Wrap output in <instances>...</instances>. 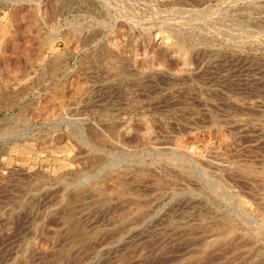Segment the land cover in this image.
<instances>
[{"label": "rangeland", "instance_id": "374dc122", "mask_svg": "<svg viewBox=\"0 0 264 264\" xmlns=\"http://www.w3.org/2000/svg\"><path fill=\"white\" fill-rule=\"evenodd\" d=\"M17 6H21L22 8L16 12L15 16L14 12ZM237 22L240 23L241 29L238 25H235V23L238 24ZM263 22L264 0H134V2L133 0H0V30L3 23L6 29L16 31L13 44L16 42L15 45L19 46L16 53L7 52L9 54L8 62L10 63H8V67L0 61V211L8 209L17 201L11 197V194L15 193L13 186L16 183L15 179L18 178L4 174V170L1 168L4 169L5 167L1 164V160L6 161L8 158L13 159L15 157L10 148L14 144L23 142L21 137L23 138V136L28 135L29 138H27L33 142V149L38 150L31 153L32 157L35 154L37 155L36 157H43L41 158L42 164H45V166L49 165V168H54V165L56 167L61 162L62 156L71 150L69 146H72L74 148L72 150L76 152L78 148L73 140L65 137H57L58 139H55L65 128L64 126H66V124H63L65 123L63 122L64 119H69V121L75 120L74 122L77 121L78 123L76 122L74 125L91 126V128L96 130L95 134L97 138L96 135H93V142L102 146L101 150H98L99 154L97 153L96 156H99L98 158L101 162L118 156L119 158H116L123 164L126 165L127 163L129 165L130 163V165H135L139 157L140 159L148 160L153 151L150 148H143L141 142L138 140L132 138L125 140L126 138L118 139L116 137L115 134L120 129V122L123 119L125 121L132 119L133 121L145 118L144 120L148 122L151 133L155 136L154 145L159 148L167 147L174 142V144L183 147L185 152L192 153V151L196 150L194 147L200 149L202 145L215 141L210 131L211 124L207 118L209 112H213L212 116L217 120V124H220L219 127H222L221 131L224 127L226 131L223 130V133L226 132L225 135L233 140V144L227 147L226 153L224 152L229 162L226 158V160L222 158L223 164L233 163V165H241L242 163L247 167L248 165L249 167L252 166L251 169L253 170L264 172V47H260L259 50V46L264 45ZM230 23H233L237 27V30H241L242 34H244L243 29L246 28L245 34L241 35L244 39L250 41H248L249 43L246 41L248 44L242 43V45L237 43L239 40L237 34L241 31H237L238 33H236L234 31L235 27ZM242 23L246 26H241ZM17 29H20L19 32ZM221 30H225L224 34L223 32L222 34L218 33ZM216 33H218L219 37ZM225 33L226 35L228 33L230 35L226 36ZM234 33L236 36H233ZM156 34L159 37H163L162 39L164 40L172 39L171 41H174L176 38L179 39L178 44L180 45L176 47V50L188 53L187 59L189 65H187L193 68L192 73L195 72L191 74V78L188 79V77L183 76L184 74L181 78L171 76L169 73H176L181 64L168 57H156V61L152 65L156 69V75L152 77L151 75L140 77L138 76L139 74L129 78L121 77L122 71L119 68L117 69L115 58L120 61L127 59L128 56L129 58L135 56L139 58L145 57L143 53L146 50L143 52L144 49L142 47L138 46L136 48L134 45L143 41V39L154 40ZM250 34H254V36ZM189 35L193 36L192 41L185 40ZM232 36L234 42L232 41ZM229 37L232 39L230 40ZM236 37L237 41L235 40ZM251 37L253 38L250 40ZM84 38H86V42L83 41ZM201 39L206 43H202ZM258 39L260 43H258ZM111 41H117L123 45L126 44L124 50L126 49L125 52L127 54L124 53L125 56H120L122 59H118L119 56L111 54L106 50V45ZM19 43H22L24 46L22 44L20 46ZM234 45H239V47ZM99 48L103 51H100ZM128 50L131 54L128 53ZM149 51L152 52L154 49L152 51L150 49ZM37 55L41 56L38 57ZM41 59H44L45 65L40 64L39 61ZM14 66L15 68H13ZM22 74H25L23 78H19L18 80L12 78L13 75L22 77ZM166 74L169 76H165ZM170 76L171 78L169 79ZM22 80L24 81L23 83L21 82ZM79 88L86 89L83 91L84 93H81ZM53 103L54 105L58 104L62 106V113L60 114V118H62L59 122L52 123V117L44 120L42 119V115L45 113V110H51ZM48 106H50L49 109ZM241 106L243 109H241ZM229 109L233 111L231 112ZM33 111L36 116L28 117L27 114L33 115ZM221 113L223 114L221 115ZM17 114H20V121ZM24 115L29 120H21V116L24 117ZM229 117H235L236 119L239 117L240 123L235 126L229 125L226 121ZM219 118L222 120L220 121ZM136 121L139 122V120ZM96 126H100L101 130L97 129ZM109 126L110 128L112 126V129L108 128ZM8 129L14 131V134H11V138H7L10 135L7 136L4 132ZM137 129L139 128L137 127ZM104 132H106V137L104 136ZM98 136L101 138H98ZM104 137L106 140H104ZM175 140H179L178 143ZM201 143L204 144L201 145ZM39 144H42V146L38 149ZM64 146H66L65 149L63 148ZM52 150L54 151L51 152ZM135 151H137L136 154L131 155ZM207 172H209L207 173L208 178H206L208 180L205 179V183L214 185L216 187L214 188L217 189L215 190L216 193L218 192L217 195L221 196L224 201L226 200V206L231 210L234 209L239 212L242 220L247 219V223L237 227L235 236L243 234L249 239L242 238L231 242L223 241L221 253L214 252L210 254L208 256L210 260L207 259L206 263L210 261L207 264H264V218L255 211V214L250 213L248 208H238L240 199H245L246 205L250 204V202L259 204L260 195L264 192V186L257 187L258 191L255 189L254 192H251L247 186L241 182H237L235 178L224 176L222 179H217L218 177H214L211 170ZM174 173V171L169 169H165L163 173H160L161 180L156 185L161 186L160 188L163 189L161 190L158 187L156 190V208L150 205L144 214V216L148 215L147 218L143 216L139 224H134L133 228L139 230L138 228L146 229L148 226L154 225L156 232H161V235L166 233L169 234L168 237H172L177 234L178 230L189 229L190 233L192 230V232H195L194 230H198L199 228L200 231L205 230L207 222H212L211 213L208 212V218L206 217L205 219L202 217V209H190L182 204H180L181 207L178 205L179 201L182 202V200L187 198L185 196H188V189L186 188L187 182L178 179L176 173ZM6 177L10 178V180ZM20 178L18 180L21 182L16 189L24 186L22 187L23 192L21 191L22 194H20L19 199L26 200V198L31 197V194L27 191V186H29L28 180ZM5 183L8 185L6 184L7 186H5ZM49 183V189L55 190L58 188V186H54L53 181ZM224 183L225 186L220 185H224ZM106 184L109 187L113 183L110 184L108 182ZM135 188H138L137 199L140 202L148 200L152 204L153 197L150 186L147 188L139 184ZM159 192L162 193H160L161 195L159 194L160 196L157 195ZM170 196L174 198L172 199ZM165 199L169 200L165 201ZM173 200L174 202L171 203ZM167 201L168 203H166ZM134 203L133 201H126L124 208H128L129 206V208H132ZM174 206H177L176 209ZM215 208H218V205H215ZM166 212L170 214L169 216L173 214L172 216L174 217L171 216L170 218L165 215ZM181 212H183L182 216L180 215ZM189 213L191 215H188ZM198 214L200 217H198ZM195 215L197 219H195ZM180 217H183V220H177ZM175 219L179 222L172 221ZM190 219L191 221H188ZM25 223L20 218L13 223L0 224V264H10L12 261L18 262L21 258L19 255L21 248L25 245L28 246L33 241L37 244L39 243L42 247H48L53 244L54 233L57 230V225L54 221L43 217H36L32 223V227L27 226ZM102 223L103 225L106 224V218L99 220L96 224L102 225ZM214 230H216L217 234L221 235L223 233L222 226H215L211 233H214ZM200 231H196L195 233H200ZM203 233L208 234L209 232L205 231ZM161 235L156 234L157 237ZM168 237L162 242L156 239V257L152 258V261H145L142 264H151L153 262H156V264L193 263L192 257L194 256L191 255H194V253L191 252L192 247L189 245L190 242L188 240H181L182 242H179L177 239H169ZM198 237L202 238L201 235ZM244 240L247 241V247H244L246 245ZM250 243L252 245H249ZM142 245L144 247L142 248L141 255H144L146 259L152 257V254H154L152 250L153 246L150 244ZM252 249L253 251H251ZM111 251L108 249L99 250L95 251L92 255L91 253H83L81 259L84 257V262H82L83 259H80L81 264H86L88 260L87 264H132L135 259L134 257L137 256L135 255L137 253L132 255L131 253H127L128 251L113 255ZM100 252L102 253L99 254ZM244 253H246V257ZM127 257L129 258L127 259ZM71 261L75 260H70L68 263L74 264ZM39 262L34 260L36 264H46Z\"/></svg>", "mask_w": 264, "mask_h": 264}, {"label": "bare ground", "instance_id": "6f19581e", "mask_svg": "<svg viewBox=\"0 0 264 264\" xmlns=\"http://www.w3.org/2000/svg\"><path fill=\"white\" fill-rule=\"evenodd\" d=\"M133 2H134V0H133ZM251 6H253V5H251ZM21 8H22L21 6H17V8L15 9V12H14L15 16L17 14L16 12L21 10ZM251 11H253V10H251ZM15 22H16V20H15ZM230 24L233 25V23H230ZM243 24L244 23H242L241 26ZM235 25H238V27L241 29V27L239 26L240 23H238V24L235 23ZM230 27H229V30L231 29ZM233 27H235V26L233 25ZM249 27H250V25H249ZM235 28H236V30H235ZM235 28H234V31L236 33L241 31V30H237V27H235ZM11 30H13V29H11ZM11 30H9L8 28L6 29V26H4L2 23V28L0 30V61L3 62V64H5V66H7V67H8V63H9L8 62V60H9L8 55L9 54H7V52L8 53H11V52L16 53L18 51V48H19V46L15 45L16 42H14V44H13V41L15 40V37H16V31H11ZM19 30H18V32H19ZM226 30L229 31L228 29H226ZM243 30H244L243 33L245 34L246 28ZM247 30H248V28H247ZM224 31L221 30V32H218V33L222 34V32H223V34H224ZM234 31H232V32H234ZM218 33H216V34L218 35ZM248 33L246 34L247 37H248ZM28 34H30V33H28ZM241 34H242V31L239 32V34H237V37L239 40L237 41V37L235 38V40L239 44H242V43L245 44L246 41L248 42L249 40L244 39L242 36L244 34H242V35ZM20 35H22V34H20ZM156 35H155L154 40L143 39V41H141V42L137 41L138 43L133 42V43H135L134 46H136V48L138 46H140L144 49L143 52L146 50L143 53L145 55V57L141 56L142 58H139V57L135 56V57L139 58V59H137L135 57L129 58V56H128L127 59H123L120 61L116 60V58H115V61L117 62L116 63L117 69L119 68L122 71V74H120V75H122L121 77L129 78L131 76H137L138 74H139L138 76H140V77H144V76H148V75H151V77H152V76L156 75V69L154 67H152V65L156 61V57L157 58L168 57L174 61H178L181 64L180 66L178 65L179 67L176 70V73H174V72L169 73V74H171V76H174L175 78H179V77L181 78L182 75L184 74L183 76L188 77V79L191 78L190 77V76H192L191 74H194L195 72L192 73L193 68L188 66L189 65L188 59H187L188 53L187 52L186 53L180 52L178 49L176 50V47L178 45H180V44H178L179 39L176 38L175 40L173 39L174 41H171L172 39L168 40L165 38L166 40H164V39H162L163 37H159L158 35L156 37ZM225 35H226V33H225ZM250 35L254 36V34H250ZM250 35H249V37H250ZM85 36H86V34H85ZM233 36H236V34L234 33ZM233 36H232V38H233ZM181 37H183V36H181ZM218 37H219V35H218ZM230 37H229V39H230ZM252 38L253 37H251L250 40ZM195 39H197V38H195ZM195 39H194V41H195ZM255 39H256V37H255ZM24 40H26V39H24ZM185 40L192 41L193 36L189 35L186 37ZM20 41H22V40H20ZM83 41L86 42L87 41L86 38H84ZM201 41H202V43L205 42V41L203 42L202 39H201ZM232 41L234 42V38ZM236 41H235V43H236ZM256 41H257V39H256ZM252 42H253V40H252ZM190 43L194 44L192 42H190ZM248 43H246V44H248ZM258 43H260L259 39H258ZM21 44L19 43L20 46H21ZM125 45H123L122 43H118L117 41H113V42L111 41L106 45V47H107L106 50H108V52H110L111 54L119 56L118 57V59H119L120 56H122V55L125 56L124 53L127 54V52H125L126 49L124 50V47H126ZM242 45H241V47H243ZM22 46H24V45L22 44ZM234 46L239 47V45H234ZM257 46H258V44H257ZM260 47L263 48L264 45L259 46V50H260ZM103 49H105V48H103ZM150 49H151V51H152V49H154V51L148 52V50H150ZM254 49H256V48L254 47ZM22 50H23V47H22ZM22 50H20V51H22ZM99 50L101 51L102 49L99 48ZM132 51H133V49H132ZM36 52L38 53V51H36ZM23 53H24V51H23ZM128 53H129V50H128ZM129 54H131V53H129ZM24 55H25V53H24ZM40 56L41 55H39L38 57H40ZM130 56H132V55H130ZM17 59H15V60H17ZM120 59H122V58H120ZM19 62H21V61H19ZM39 62H40V64L41 63L44 64V59H41ZM113 62H114V59H113ZM12 63H11V65H12ZM16 65H17V63H16ZM18 65H20V64L18 63ZM39 67H41V66H39ZM13 68H15V66ZM9 69H10V67H9ZM23 70H25V69H23ZM11 71H13V70H11ZM16 71H18V70H16ZM162 71H164V70H162ZM167 74L165 76H169ZM24 75L22 74V77L21 76L16 77L13 75L12 78H14L15 80H18L19 78H23ZM171 76L169 77V79L171 78ZM21 82L23 83L24 81L22 80ZM21 85L23 86V84H21ZM85 89L86 88H81V89L79 88V91L82 93ZM200 97L203 99L202 96H200ZM206 99H205V101H206ZM46 100H45V102H46ZM234 104L236 105V103H234ZM45 105H47V103H45ZM56 105H58V104H56ZM56 105H54V103H53V105H51V110L49 109L50 106H48V109H49L48 111H46L44 109L45 113L42 115V119L46 120L48 117H52V123L53 122H59L60 119L62 118V117L60 118V116H61L60 114L62 113V106L61 105L56 106ZM237 105H239V104H237ZM242 106H241V109H243ZM251 106H253V105H251ZM20 108H22V106H20ZM207 111H210V110H207ZM229 111H231V110L229 109ZM234 111H235V107H234ZM226 112H224V113H226ZM212 113L209 112L207 118L209 119L208 122L211 124V128H210L211 130L210 131L213 134V138L215 139V141H213V142L210 141L206 144L201 143V145L202 144H204V145H202L200 149L194 147V149H196V150L192 151V153H189L188 151L185 152L184 151L185 149L183 147H181L178 144H174V142L171 145L169 144L170 146H167V147L164 146V147L159 148L158 146L154 145L153 143H154L155 136H153L154 134L151 133V131L149 129L148 122L144 120L145 118H143V119L139 118V119H135L133 121H132V119H130L128 121H125V119H123V120L121 119L122 120V121L120 120L121 124H120V126L118 125L120 127V129L118 130V132H116L117 134H115L116 137L118 139L126 138L125 140H127L128 138L138 140L139 142H141V144H142L141 146L143 148L144 147L150 148V150L153 151L151 156L149 154L150 158L148 160H143V159H140V157H139V159H137V164L135 163V165H130V163H129L130 166L127 163L125 165L122 162H120V160H118L116 158V157H118L116 155H115L116 157H114V158L111 157L110 160L105 161L102 159L103 160L102 162L99 160V158H98L99 156L96 157L98 150L99 149L101 150L102 146H99V145H97V143L95 144L93 142V135H96L95 134L96 130L91 128V126H89L91 124L88 125L89 127H83L80 124H78V126H77V125H74L77 121L74 122L75 120L69 121V119L68 120L64 119L63 122H65V123H63V124H66V126H64L65 128L61 131L59 136L57 135L55 137V139H58L57 137H59V138L65 137V138H68L69 140L71 139L75 142L78 149H76V147H75V149H76V152H75L74 150H72L73 147L69 146V147H71V150L67 151V154L62 156L61 162L56 167L54 165V168H49L48 167L49 165L48 166H45V164L43 165L41 162V158H43V157L38 156L39 157L38 158V157H36L37 156L36 154H35V156L33 155V157H32L31 153H34V151H38V150L33 149V147H32L33 142H31L32 141L31 139H28L29 138L28 135L23 136V138L21 137L23 142L18 143L16 145L14 144L10 148V151H13L15 157L13 159L8 158L6 161L1 160V162H2L1 164L3 165V167H5L4 169L3 168H1V169L4 170L3 172L5 175L14 176L18 179L20 177H22L26 181L28 180L29 186H27L28 189L27 188L26 189H27L28 193L31 194V197L26 198V200L19 199L20 194H22L21 191L23 192L22 187H24V186H22L20 189L19 188L16 189V187L18 186V184L21 181L19 182L18 179L14 178L16 183H15V186H13V188H14L13 191L15 193L11 194V197L14 198V200L16 199L17 201H15L13 203L14 205L9 207L8 209H4V211H2V212L0 211V224L4 225L6 223H13L15 220H19L21 218L22 220H24L26 222L25 224L27 226L32 227V223L36 217H40V218L43 217V218L51 219L52 221H54L57 225V230L54 233L55 237L53 239L54 241L52 242L53 244L51 243L52 245L49 244L50 246H48V247L47 246L42 247L41 245H39V243L37 244L33 241L28 246L25 245L23 248H21V251H19L20 252L19 255L21 256V258L18 260V262L12 261L10 264H32V263L36 264V263H34V260L40 261L41 263H46V264L47 263L48 264H53V263H55V264H65L66 263L67 264L70 260H75V261H71V262L74 264H81L82 262H84V259H83L84 257L82 258L83 261L82 262L80 261L81 255L83 253H91V255H92V254H94L95 251L97 252L99 250H105V249L112 250L111 253H113V255H117L119 253L121 254L125 251H128L127 253H131L132 255L134 253H137V254H135L137 256L134 257L135 259L132 262V264H142L145 261H147V262L152 261V258L154 259V257H156V255H157L156 254L157 253L156 252V250H157L156 249V243H157L156 239L158 241L162 242V241L166 240V237H168L169 234L165 233V234L161 235V232H156V228L154 227V225L153 226L151 225V227L148 226L146 229L145 228H143V229L138 228L139 230H137L136 228H133V227H134V224H136V225L139 224V222L141 221L140 219L143 218L144 214L146 213L145 211L147 210V208L150 207V205L154 206L156 208V203H157L156 202V190L158 189V187L161 190L163 189V188H160L161 186H157V185H158V182L161 180L160 179V173H163L165 171V169H169L171 171H174L176 173V176L178 179L184 180L187 182L186 188L188 189L187 190L188 196H185L187 198L182 200V202L179 201L178 205L182 204V205H184L190 209H196V208H197V210H199L198 208H200V210L202 209V211H203L202 217L205 219L208 216V212L211 213V216L210 215L209 216L212 218V222L210 221V222H207L206 225L204 224L206 226V229L205 230L203 229L204 231L203 230L200 231L199 230L200 228L199 229L197 228L198 230H194L195 232L200 231V233L199 232L198 233L192 232L193 231L192 229H191L192 230L191 233L189 232V229L188 230H186V229L185 230H178L177 234H175L176 237L174 235L172 236L171 234L170 235L173 238L170 236L168 237L169 239L170 238L171 239H177L179 242L181 240L182 241L188 240L190 242L189 245L192 247L191 252L194 253V255L190 254L191 256H194V257H192L194 260L192 264H207V263H209L210 261H208L206 263L208 256L214 252L222 251L221 246H222V244H224L223 241L231 242V241H234L237 239L240 240L242 238H246L248 240L249 238L243 234H241L242 236L241 235L240 236L237 235L238 237L235 236V232H236L237 227L247 223L246 222L247 219H244L245 221L242 220L240 218L241 215L239 214V212H237L234 209L233 210L229 209L225 204L226 200L224 201L221 196L217 195L218 192L216 193V191H215V190H217V189H215L216 187L210 183L209 184L205 183V179L208 178L207 173H209V172H207V171L211 170L213 172L212 174H214V177L215 176L218 177L217 179H222L224 176H229L230 178H235L237 180V182L243 183L245 186L248 187V189H250L251 192H254L255 189H256V191H258L257 187H263L264 186V172L253 170V169H251V167H252L251 165H250L251 167H249V165L247 167V166L243 165L242 163H241V165H233V163L223 164V159H225V158L227 159V156L225 155V153H226L225 151H227V147H229L230 145L233 144V140L230 139V137H227L225 135L226 132L223 133V130H225L224 127H223V130L221 131L222 127H219L220 124L219 125L217 124L218 122L215 119V117L212 116ZM222 114L223 113H221V115ZM19 115H18V118L20 121ZM27 116L31 118L32 116H36V115L34 112L33 115L27 114ZM130 116H131V114H130ZM234 116H236V115H234ZM25 117H26V115H24V117L21 116V120H23V119L25 121L29 120ZM238 118L236 119L235 117L234 118L229 117V119L228 120L226 119V121L228 122L229 125L235 126V125H238V123H240L239 122L240 120H238ZM136 120H139V122ZM219 120H220V118H219ZM117 124H119V123H117ZM93 126H95V125H93ZM99 127H97V129ZM137 127L139 129H137ZM179 127H180V125H179ZM108 128H110V126ZM110 129H112V126ZM110 129H108V130H110ZM115 131H116V129H115ZM4 132L7 134V136L10 135L7 138H11L12 137L11 134L14 131L8 129V130H5ZM100 132L102 133V131H100ZM104 133H105L104 136L106 137V132H104ZM227 134H229V133H227ZM2 135H3V133H2ZM20 135H22V134H20ZM18 137L20 138V136H18ZM105 137H104V140H106ZM96 138H97V135H96ZM98 138H101V137L98 136ZM102 139H103V137H102ZM161 141H162V139H161ZM178 141H176V142L178 143ZM114 143H116V142H114ZM42 144H39L37 148L39 149L42 146ZM234 144H235V142H234ZM123 145H125V143H123ZM63 148L65 149L66 146H64ZM117 148H119V146H117ZM42 150H44V149H42ZM186 150H187V148H186ZM232 150H233V147H232ZM53 151L54 150H52L51 152H53ZM39 152H40V150H39ZM136 152L137 151L133 152V154H131V155H135ZM47 153H49V152H47ZM134 157H136V156H134ZM133 158H132V160H133ZM221 159H222V162H221ZM228 160L229 159H227V161ZM118 163H120V164H118ZM1 175H3V174H1ZM208 175H210V174H208ZM210 177H211V175H210ZM4 178H5V176H4ZM7 179L10 180V178H7ZM11 179H13V178H11ZM20 180H21V178H20ZM180 180H179V182H180ZM206 180H208V179H206ZM50 181H53L54 186L56 185V186H58V188L55 190L49 189L48 187H49ZM210 181H212V180H210ZM108 182H110V184L113 183V184H111L112 186L107 187L106 185H108V184H106V183H108ZM137 182H139V183H137ZM7 183H5V186L8 185ZM139 184L141 186L147 187V188H149V186H150V190L152 191L151 195L153 197L152 204L149 203L148 200H144V201L141 200L142 202H140L137 199V196H138V190L137 189L138 188L136 189L135 186L139 185ZM217 184H219V183L217 182ZM220 185L225 186V183H224V185L223 184H220ZM216 186H218V185H216ZM29 187H30V189H29ZM139 192H140V190H139ZM181 192H183V191H181ZM160 193L161 192H159L157 195H159ZM9 196H10V194H9ZM260 196H261V198L259 199L260 200L259 204L250 202V204L246 205V202H245L246 200L244 199L245 200L244 201L243 199H240L238 208L239 209H241L243 207L248 208L250 213L251 212L254 213V211H255L258 214H260L261 217L264 218V192ZM170 197L172 199L174 198L172 196H170ZM169 199H165V201L169 200ZM172 199H170V200H172ZM180 199H182V198L180 197ZM126 201L135 202L134 206H132V208H129L130 206L128 208H124ZM173 202H174V200L171 203H173ZM166 203H168V201ZM129 204H130V202H129ZM176 204H177V202H176ZM173 205H171V206H173ZM215 205H218V208H215ZM176 207H175V209H176ZM180 207H181V205H180ZM153 210H151V211H153ZM159 210H160V208H159ZM159 210H157V211H159ZM171 210H173V209H171ZM181 211H182V209H181ZM243 211H245V210H243ZM168 212H166L165 215L169 216L170 214ZM182 214H183V212H181L180 215L182 216ZM199 214H200V212H199ZM199 214H198V217H200ZM188 215H191V214L189 213ZM147 216H144V217L147 218ZM171 216H169V217L171 218ZM172 217H174V216H172ZM104 218H106V224H104V225H103V223H102V225L96 224L99 220H102ZM115 218H116V220H115ZM182 218L180 217V219L178 218L177 220L181 221ZM195 219H197V216ZM177 220L175 219L172 221L179 222ZM188 221H191V219ZM127 222H129V224H127ZM167 222H168V220H167ZM193 225L195 226V224H193ZM193 225H191V226H193ZM215 226H222V232L223 233H221V235L217 234L215 232L216 230H214V233H211L213 231V229L215 228ZM31 229H33V228H31ZM217 229H218V227H217ZM205 231L209 232V233L204 234L203 232H205ZM218 233H219V231H218ZM156 234H160L161 236L157 237ZM199 235H201L202 238L198 237ZM198 238L200 240L199 243H198ZM246 242L247 241H245L244 243L246 244ZM142 244H150L151 246H153V249L151 248L153 250V253H154V254H152V257L146 259V257L144 255H141L142 248L144 247ZM242 244H243V242H242ZM180 245H182V244H180ZM189 245H187V246L190 248ZM247 245L248 244H246L244 247H247ZM249 245H252V243H250ZM187 246H185V247L187 248ZM189 248H188V250H189ZM251 251H253V249ZM101 253L102 252H100L99 254H101ZM104 253H103V255H104ZM19 255H17V256H19ZM86 255H88V254H86ZM109 255H111V254H109ZM123 255H125V254H123ZM98 256H102V255H98ZM129 256H131V255H129ZM187 256H189V255H187ZM244 256L245 257L247 256L246 253H244ZM248 256H250V255H248ZM190 257H188V258H190ZM241 257H243V256H241ZM87 258H85V259L87 260ZM128 258L129 257H127V259ZM185 259H187V258H185ZM208 260H210V259H208ZM88 262H89V260H88ZM90 262H91V260H90ZM177 262H179V261H177ZM151 264H156V262H153Z\"/></svg>", "mask_w": 264, "mask_h": 264}]
</instances>
